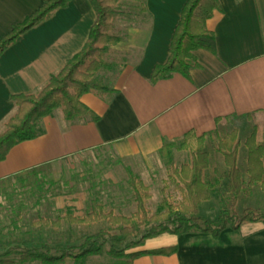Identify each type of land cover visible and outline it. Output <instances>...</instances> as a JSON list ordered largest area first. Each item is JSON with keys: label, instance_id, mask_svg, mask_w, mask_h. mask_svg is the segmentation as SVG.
Returning <instances> with one entry per match:
<instances>
[{"label": "crops", "instance_id": "0c3cea01", "mask_svg": "<svg viewBox=\"0 0 264 264\" xmlns=\"http://www.w3.org/2000/svg\"><path fill=\"white\" fill-rule=\"evenodd\" d=\"M44 1L0 0V38ZM185 1L120 0L114 21L120 40L106 56L113 67L96 74L115 92L81 96L98 120L68 122L55 109L41 120L38 137L15 145L0 161V180L107 145L119 157L148 161L165 142H177L188 131L214 135L233 118L247 119L258 130L264 122V0H219L206 21L215 52L195 51L199 67L190 78L175 73L151 83L154 66L168 57ZM95 18L89 0H70L0 55V132L16 110L10 96L36 92L63 68L85 44ZM167 246L177 251L141 255L132 264H264V225L225 228L216 238L162 233L135 250Z\"/></svg>", "mask_w": 264, "mask_h": 264}, {"label": "trees", "instance_id": "16d2710c", "mask_svg": "<svg viewBox=\"0 0 264 264\" xmlns=\"http://www.w3.org/2000/svg\"><path fill=\"white\" fill-rule=\"evenodd\" d=\"M69 1L45 0L36 11L27 15L21 22L13 24L12 29L0 38V55L25 32L48 19L57 8L66 6ZM89 1L96 18L81 50L67 60L63 68L51 74L36 92L10 96L15 102L16 110L5 121L4 129L0 132V161L6 158L15 145L38 137L42 133L41 120L52 114L55 109L60 108L68 122L87 116L96 121L99 116L81 101V96L84 93H93L101 97H110L115 92L114 88L97 79L96 74L100 70H110L113 67L105 57L110 48L120 40L114 32V20L119 14V0ZM219 8V0L185 1L170 40L168 57L164 63L154 66L150 77L151 83L169 78L175 73L190 78V70L199 67L195 51L206 49L215 52V36L207 28L206 21ZM245 117L250 118L249 115ZM211 136L212 134L196 135L193 131H188L179 141L165 142L159 150V154L170 165V183L174 184L182 195L176 204L167 196H163L158 210L151 212L147 204L151 197L149 188L137 175L127 170L128 183L136 206L132 214L105 211L101 204L81 216L74 215L72 210L68 209L65 218L69 224L97 225L102 222L107 226L95 234L86 236L76 253L63 251L60 254H50L48 251L25 249L19 254V262L66 264L67 260L71 259L75 264H83L87 257L104 252V245L99 239L108 237L110 246L106 253L122 260L120 264H132L134 259L141 255H170L177 251V246H167L128 252L141 246L146 239L162 233L176 235L210 233L216 238L225 228L236 230L249 222H261L264 225V211L260 208L249 205L237 211V203L241 196L248 195L254 186L258 185L264 191V143L257 141L256 128L252 127L244 141L245 170L239 164L241 142L238 130L234 128L223 138H217L215 148L223 157L225 174L216 175L214 179H206L204 174L209 168L210 160L206 139ZM175 149L189 151L190 161L179 166L174 165ZM42 167H34L6 179L23 177L25 174L38 176ZM222 180H226L223 190ZM213 193L219 194L220 202L216 219L210 220L199 214V206L203 201L209 200ZM44 197L36 198V203H40ZM18 215L19 213L16 216ZM11 222L15 224L13 219ZM59 222V218L53 221L40 217L32 222V225L58 228ZM142 229L147 230L142 232ZM137 237L139 238L134 240ZM0 264L18 262L5 256L0 258Z\"/></svg>", "mask_w": 264, "mask_h": 264}, {"label": "rangeland", "instance_id": "374dc122", "mask_svg": "<svg viewBox=\"0 0 264 264\" xmlns=\"http://www.w3.org/2000/svg\"><path fill=\"white\" fill-rule=\"evenodd\" d=\"M252 126L251 121L247 119L233 118L220 126L216 134L207 137L206 149L210 153V160L209 168L204 174L206 179H214L216 175L225 174L223 157L215 148L217 138H223L234 128L238 130L241 142L239 164L245 170L244 141ZM257 132V141L264 143V122L258 123ZM189 161V151L176 149L173 151L174 165L179 166ZM127 170L137 175L149 188L151 197L147 204L151 212L158 210L163 196H167L174 204L181 199L180 190L169 181L170 165L159 153L149 157L148 161L119 157L108 145L47 164L42 167L38 176L25 174L23 177L0 182V258L6 256L21 264L19 254L25 249L48 251L50 254H60L63 251L76 253L86 236L95 234L107 225L102 222L97 225L69 224L65 218L67 210L71 209L74 215L81 216L101 204L105 211L132 214L136 206L128 183ZM225 183L226 180L221 181L222 190ZM40 196L45 197L40 203H36V198ZM219 202V194L213 193L209 200L200 204L199 214L210 220L216 219ZM249 205L264 211V191L258 185L254 186L248 195L241 196L237 203V211ZM40 217L53 221L59 218L58 228L32 225V222ZM12 219L15 224L11 222ZM146 230L142 229V232ZM99 242L103 243L104 252L87 257L83 264L122 262L106 253L110 246L108 237L99 239ZM66 264L75 263L68 259Z\"/></svg>", "mask_w": 264, "mask_h": 264}]
</instances>
